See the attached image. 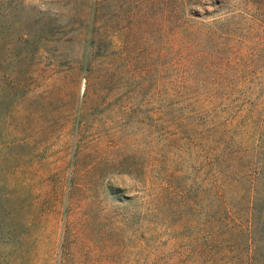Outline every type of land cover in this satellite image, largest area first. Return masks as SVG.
<instances>
[{"label":"rangeland","instance_id":"1","mask_svg":"<svg viewBox=\"0 0 264 264\" xmlns=\"http://www.w3.org/2000/svg\"><path fill=\"white\" fill-rule=\"evenodd\" d=\"M0 264H264V0H0Z\"/></svg>","mask_w":264,"mask_h":264}]
</instances>
